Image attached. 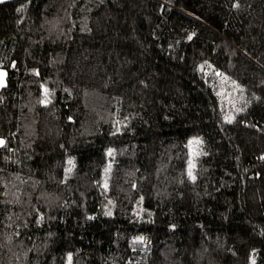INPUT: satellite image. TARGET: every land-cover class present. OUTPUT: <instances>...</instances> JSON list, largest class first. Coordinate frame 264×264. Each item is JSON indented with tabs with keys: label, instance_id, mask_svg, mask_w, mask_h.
I'll return each instance as SVG.
<instances>
[{
	"label": "trees",
	"instance_id": "16d2710c",
	"mask_svg": "<svg viewBox=\"0 0 264 264\" xmlns=\"http://www.w3.org/2000/svg\"><path fill=\"white\" fill-rule=\"evenodd\" d=\"M0 70V264H264V0H0Z\"/></svg>",
	"mask_w": 264,
	"mask_h": 264
},
{
	"label": "rangeland",
	"instance_id": "374dc122",
	"mask_svg": "<svg viewBox=\"0 0 264 264\" xmlns=\"http://www.w3.org/2000/svg\"><path fill=\"white\" fill-rule=\"evenodd\" d=\"M5 81V71L4 70H0V86H2L4 84ZM192 140L189 141L188 143V149H189V162H188V166L189 168H191L193 166V158L195 157V149H196V145L195 143L192 144Z\"/></svg>",
	"mask_w": 264,
	"mask_h": 264
},
{
	"label": "snow or ice",
	"instance_id": "6c2138e0",
	"mask_svg": "<svg viewBox=\"0 0 264 264\" xmlns=\"http://www.w3.org/2000/svg\"><path fill=\"white\" fill-rule=\"evenodd\" d=\"M189 39H191V37H189ZM45 103H47V101H44ZM71 119V117L69 118ZM0 143H3V140H0ZM109 152H111V149H109ZM189 175H191V172L189 173ZM193 179H195V177H193ZM110 214V213H109ZM137 239H142L140 237H137ZM71 259V254H69V260Z\"/></svg>",
	"mask_w": 264,
	"mask_h": 264
}]
</instances>
